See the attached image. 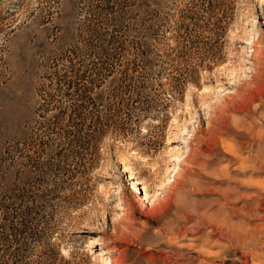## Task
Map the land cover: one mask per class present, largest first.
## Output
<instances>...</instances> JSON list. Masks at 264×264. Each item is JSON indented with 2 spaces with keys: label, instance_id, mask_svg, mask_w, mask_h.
Wrapping results in <instances>:
<instances>
[{
  "label": "rangeland",
  "instance_id": "rangeland-1",
  "mask_svg": "<svg viewBox=\"0 0 264 264\" xmlns=\"http://www.w3.org/2000/svg\"><path fill=\"white\" fill-rule=\"evenodd\" d=\"M0 264H264V0H0Z\"/></svg>",
  "mask_w": 264,
  "mask_h": 264
},
{
  "label": "bare ground",
  "instance_id": "bare-ground-1",
  "mask_svg": "<svg viewBox=\"0 0 264 264\" xmlns=\"http://www.w3.org/2000/svg\"><path fill=\"white\" fill-rule=\"evenodd\" d=\"M232 154H233V153H232ZM68 251H69V245H68V246L66 245V247H62V248H61L60 253H61V255H66V254H68ZM171 254H176V253H173V252H172ZM182 258H183V257H182ZM182 258H181V259H182Z\"/></svg>",
  "mask_w": 264,
  "mask_h": 264
},
{
  "label": "trees",
  "instance_id": "trees-1",
  "mask_svg": "<svg viewBox=\"0 0 264 264\" xmlns=\"http://www.w3.org/2000/svg\"><path fill=\"white\" fill-rule=\"evenodd\" d=\"M98 131H100V133L102 132V130H98Z\"/></svg>",
  "mask_w": 264,
  "mask_h": 264
}]
</instances>
